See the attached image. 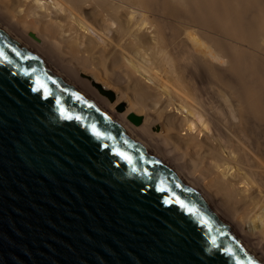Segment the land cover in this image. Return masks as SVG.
Listing matches in <instances>:
<instances>
[{"label": "water", "instance_id": "1", "mask_svg": "<svg viewBox=\"0 0 264 264\" xmlns=\"http://www.w3.org/2000/svg\"><path fill=\"white\" fill-rule=\"evenodd\" d=\"M0 51V264H264L174 166L2 27Z\"/></svg>", "mask_w": 264, "mask_h": 264}, {"label": "bare ground", "instance_id": "2", "mask_svg": "<svg viewBox=\"0 0 264 264\" xmlns=\"http://www.w3.org/2000/svg\"><path fill=\"white\" fill-rule=\"evenodd\" d=\"M263 1L0 0V27L164 157L264 261V145L254 141L251 121L264 120V63L221 37L208 39L203 30L186 32L191 51L185 59L157 60L142 50L148 39L140 33L154 25L152 13L170 14L180 6L218 35L223 27L236 39L257 43L264 35ZM84 67L120 90L116 102L93 86L92 77L81 76ZM207 74L225 79L230 90L214 94ZM123 100L128 108L120 112L116 105ZM135 113L144 116L141 125L131 120Z\"/></svg>", "mask_w": 264, "mask_h": 264}, {"label": "rangeland", "instance_id": "3", "mask_svg": "<svg viewBox=\"0 0 264 264\" xmlns=\"http://www.w3.org/2000/svg\"><path fill=\"white\" fill-rule=\"evenodd\" d=\"M262 7L264 9V1L262 4ZM101 12H103V14L108 13L106 10H101ZM129 15H128V17H129ZM149 20L154 25L152 27H149L150 25L146 24L145 26L142 27L141 32H140L142 34H145L147 36V39H148L147 41H144L142 43V46H141V48L143 47L142 48L143 51L146 50L145 52L149 53V54H147L148 56L146 55L147 57L151 56V58H153V59L156 58L157 60L165 59L168 56H170L171 58H175V59H181V58L185 59L187 57V55L189 54V51H191V43L189 42L188 37L186 36V32L188 30L189 31H195V30L202 31L203 30V31H207L210 33L211 36L209 38L207 37L208 39L211 40L216 36L221 37L222 39H224V42L226 44H231V45L233 44V45L239 47L241 50H244L245 52L249 53L250 54L249 56L251 58L256 59V60L259 59L264 63V35L259 36L256 40L257 43H252V44H250L249 42H247L245 40H240V39H236V38L232 37L231 35L227 34V32L225 31V29H223V27H221V30H218V32H219V35H218L216 30L208 29L206 27L199 25L197 22H193L191 20V17L189 16V14L186 12V10L181 8L180 6H178L175 9V11H173L170 14H169V12L163 11V9L159 10L155 13H152ZM113 27L116 28V25H113ZM30 35H33V31H30ZM110 35H112V32H110ZM128 38L130 39V37L125 36L124 40L129 41ZM148 44H150V45H148ZM152 47H153V49H152ZM154 50L156 53L154 52ZM160 51H163L164 54H166L167 56L163 55V53ZM145 52H143V53H145ZM181 53H183V54H181ZM157 54H159V55H157ZM182 56H184V57H182ZM190 56H192V54H190ZM118 68L119 67H117V70L120 72L122 69L121 68L118 69ZM83 69H84V71H83ZM123 72H124V70H123ZM121 73H122V71H121ZM263 74H264V71H263ZM230 75H231V73H225L224 76H230ZM81 76L88 78V79H91L90 77H92L95 80V84L93 83V86H95L99 91H101V89H100V87L97 86V84H101L102 87H104L105 89L112 91L114 94L113 97H111L108 94L101 91V93L103 95L107 96L110 101L116 102L118 100V97L120 95V90L118 89V91H117L116 87H110L109 84L105 83L106 80H104L103 78L97 79L94 76V73H92V71H90V69L85 68V67L82 68ZM230 77H232V75ZM207 78L210 79V81H208L209 89L214 94H215L216 90H218V89L224 90V87H226L225 79H218L217 76H213L211 74H207ZM226 80L228 81L227 78H226ZM148 82L151 85L153 84L152 86L156 87L155 84L152 83L151 81H148ZM226 89H227V87L225 88V90ZM227 90H230L229 85H228ZM168 95L169 94H167V96ZM176 105H178L177 102H176ZM177 107H179V106H177ZM116 108L120 112L126 111V109L128 108L127 100L120 101L116 105ZM171 113H172V111H171ZM173 113H176V112H173ZM135 115L142 116L144 119V116L140 113H135ZM251 121L254 123L255 128L257 129L256 131H257V135H258L257 139L254 141H257L258 143L260 142L264 145V120L251 118ZM141 124H142V122L140 124H136V125H141ZM153 128L155 131L156 130L160 131L159 124L156 126L154 125ZM232 131L237 137L240 135L238 130H237V127H233ZM210 132L211 131H209V132L207 131V133L211 134ZM253 137H254V135H253ZM262 147H264V146H262ZM251 160H252V162L251 161H248V162L249 163L251 162L250 164H254L253 159H251ZM245 161L247 162L246 159H245Z\"/></svg>", "mask_w": 264, "mask_h": 264}, {"label": "snow or ice", "instance_id": "4", "mask_svg": "<svg viewBox=\"0 0 264 264\" xmlns=\"http://www.w3.org/2000/svg\"><path fill=\"white\" fill-rule=\"evenodd\" d=\"M17 54L19 55V53H17ZM0 57H3L4 59H7V57L4 56L3 51H0ZM9 63H11V61H9ZM26 74H27V73H26ZM41 87L43 88L44 85H41ZM33 90L35 91V90H37V89H33ZM45 91H47V90L45 89ZM76 98H77V99H80V97H76ZM93 132H94V134H95L97 137H101V133H99L98 131L95 130V126H93ZM117 154L120 155V156H122L124 159L128 160L129 163H131V158L128 157L125 153H123V152H118ZM133 171H135V168H133ZM178 203L180 204V206H181L182 208H186V209H188V211H189L190 213L200 215V214L198 213V210H195L194 208H188V206H187L186 204H184L182 201H178ZM200 222H201L203 225H206V226H209V227H210V225H209V221H208L207 219H204L202 215H201V217H200ZM212 244H213V246H216V241H215V239L212 240ZM226 251H228V253L231 255V250H230V249H227ZM238 264H239V262H238ZM248 264H256V262L253 261L251 258H249V260H248Z\"/></svg>", "mask_w": 264, "mask_h": 264}]
</instances>
